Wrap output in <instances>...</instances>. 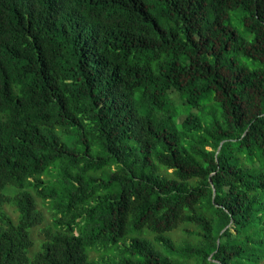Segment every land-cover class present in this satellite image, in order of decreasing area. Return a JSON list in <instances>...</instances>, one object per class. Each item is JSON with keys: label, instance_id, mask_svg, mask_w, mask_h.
<instances>
[{"label": "trees", "instance_id": "16d2710c", "mask_svg": "<svg viewBox=\"0 0 264 264\" xmlns=\"http://www.w3.org/2000/svg\"><path fill=\"white\" fill-rule=\"evenodd\" d=\"M0 264H264V0H0Z\"/></svg>", "mask_w": 264, "mask_h": 264}, {"label": "rangeland", "instance_id": "374dc122", "mask_svg": "<svg viewBox=\"0 0 264 264\" xmlns=\"http://www.w3.org/2000/svg\"><path fill=\"white\" fill-rule=\"evenodd\" d=\"M171 97L176 103H181L182 102V99H181L180 95L177 92H172L171 93ZM184 117H185V115H181V120H183ZM7 190H8V188H7ZM10 191L13 192L14 188L10 189ZM37 199H38L39 207L44 212L45 220H44L43 224L40 227H36L33 230V238L35 240L34 249H39L40 248L41 241L44 238L43 230L45 228H47V227H51V228L55 227V213H54V210L51 208L50 203L43 201L39 197ZM4 208L15 220L18 219L19 212L17 211V209L13 205L7 204V205H5ZM146 235L148 237H150V238H153V235H151L150 233H147ZM169 235H172V237L176 240V242H182L183 238H185L184 232H183V227H181L180 229L174 231L173 233L171 231L169 233ZM92 255L94 256L95 252H92ZM171 258H172V256H171Z\"/></svg>", "mask_w": 264, "mask_h": 264}, {"label": "water", "instance_id": "95a60500", "mask_svg": "<svg viewBox=\"0 0 264 264\" xmlns=\"http://www.w3.org/2000/svg\"><path fill=\"white\" fill-rule=\"evenodd\" d=\"M216 189L214 188V191H215Z\"/></svg>", "mask_w": 264, "mask_h": 264}]
</instances>
